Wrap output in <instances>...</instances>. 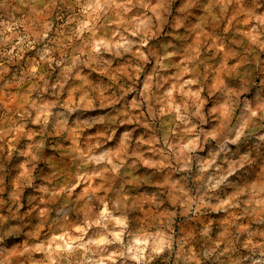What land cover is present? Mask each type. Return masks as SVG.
Masks as SVG:
<instances>
[{
    "label": "clouds",
    "instance_id": "clouds-1",
    "mask_svg": "<svg viewBox=\"0 0 264 264\" xmlns=\"http://www.w3.org/2000/svg\"><path fill=\"white\" fill-rule=\"evenodd\" d=\"M229 15L224 33L239 28L241 45L247 40V46L232 53L236 75L208 88L215 106L206 111L199 44L193 47L176 35L184 45L163 46L140 98L121 111L137 91L139 73L151 64V49L142 51L150 41L166 28L170 35L182 29L199 33V41L208 35L205 25ZM30 51L38 59L7 84H43H30L28 98L15 110L0 105V151L6 142L9 161L15 154L20 169L10 196L16 213L24 208L23 189L34 187L32 172L48 152L47 137L71 141L68 152L91 175L78 177L87 182L80 192L78 184L36 188V232L30 230L35 221L17 214L5 229L9 218L0 215V264H43L36 254L48 264H264V0H0V80ZM127 56L139 62L135 76L125 73L132 85L122 87L120 96L104 91L99 96V110L111 109L117 117L90 116L98 109L87 91L78 100L71 93L64 99L70 82L79 81L81 90L92 88L86 72L104 76ZM173 59L180 65L166 63ZM45 64L59 70L55 82L38 71ZM180 66L177 83L165 88L169 78L160 73ZM133 109L140 115H132ZM120 116L126 117L121 126L140 125L150 138L133 141L132 132L125 131L116 148L115 131L101 132L81 144L86 129L111 125ZM29 126L39 131L25 132ZM21 136L28 143L18 148ZM97 179L100 187L94 185ZM105 183L109 187L101 195ZM193 220L200 223L189 233L185 226ZM43 225L60 234L29 244Z\"/></svg>",
    "mask_w": 264,
    "mask_h": 264
},
{
    "label": "rangeland",
    "instance_id": "rangeland-1",
    "mask_svg": "<svg viewBox=\"0 0 264 264\" xmlns=\"http://www.w3.org/2000/svg\"><path fill=\"white\" fill-rule=\"evenodd\" d=\"M186 2V0H185ZM231 15L222 21L211 23L209 22L205 25V30L207 31V36H201L200 40L197 41L196 37L200 35L199 33H192L187 29H182L180 33L169 34L167 28L165 32L158 38L153 39L149 42L148 48L142 49L144 52H148L149 48L151 49L152 56L151 64L147 66L144 71L139 73V79L136 81L135 87L136 92L130 93L125 105L121 106V111L126 107H130L131 101L133 99H139V90L143 87V84L149 75H152V70L156 65V60L159 56L164 54V45H167L169 42L176 43L177 46H183L184 41H176L174 36L181 35L187 37V42L195 47L197 44L200 46L201 50V60L203 63L200 65L201 79L203 86L205 87V99H209V105H206V111L208 107L215 106L211 105V100L207 96V90L213 85L219 84L220 82H227L230 76H235L236 72L234 71L235 65L238 63L237 58L232 55V53H243V48L247 46V40H244L243 45H241L239 31L237 27L230 29L228 34L224 33V28L228 27L229 20ZM234 23V22H233ZM194 27V25H190ZM219 49H223L222 51ZM171 50V49H169ZM59 56V53H57ZM33 59H38V56L35 52H27L23 61L20 62V65H9L11 71L4 77L3 80H0V105H8L9 108L15 110L20 105L25 103V100L28 98L27 89L30 84L40 83L43 84V81L29 80L26 81L21 87H17L15 83L8 85L7 82L12 79L13 76L19 77L21 71L24 67L29 65V61ZM251 59V56L249 57ZM174 65H180L179 59H173L171 62ZM139 64L133 56H127L121 60H116L113 62L111 68L108 69L107 73L104 76H99L94 72L88 71L86 75L89 81L92 84V88L84 87L83 90L80 89L79 81L70 82V86L65 89L64 99L68 100L70 98L69 93L74 95L78 100L84 94L85 91L93 97L96 101L97 111L89 113L90 116H106V117H117L118 113L116 111L108 110H99L100 104V92L104 91L105 96H120L121 88L132 85V81L127 78L125 73H130L136 75L134 69ZM38 71L44 75L50 82H55L59 78V70L53 72L47 64L43 65ZM242 71V70H240ZM182 72V66L180 67H171L167 71L161 72L160 76L169 78L168 83L164 84V87L167 88L173 83H177L175 77ZM185 79L187 77H184ZM73 89L76 91L73 92ZM153 91H156L153 88ZM159 95V92H157ZM35 97V94H33ZM177 102H180V97L177 96ZM131 114L135 116L140 115L139 110H131ZM146 114V107H145ZM4 112L0 109V116H3ZM126 117L120 116L116 123L107 126H98L93 129H86L83 133L80 134V142L82 145L87 143V138L89 136H95L98 133H105L106 135H111L115 131V136L113 137L114 146L118 148L120 146V140L125 131H131L133 135V141L139 138H144L145 140L149 139L151 133L144 129L142 126L133 124V125H123L121 126L119 120L125 119ZM7 125H5L6 127ZM75 127V125H72ZM212 129H207L211 131ZM25 132H38L39 129L33 126L26 127ZM51 131V129L49 130ZM40 139L39 136L36 138ZM28 141L25 136H21L17 144L18 148L25 147ZM46 143L48 147V152L42 157L41 161L36 165V170L32 172L33 178V188H24L23 195L21 196V201L24 204V208L20 210L19 213H16V206L12 204L10 196L13 194V183L17 181L19 177L20 169L18 168V160L15 154L11 161L8 159V144L3 143V151H0V166L3 170H0V177L3 178V184H0V188L3 189L0 192V200L4 201L3 205L0 206V215L8 217L9 219L5 221L4 228L12 226L11 217L13 214H17L25 217L26 221H35L31 226V231L36 232V224L39 223L38 220V209L34 210L36 205L40 202V193L36 190L39 186H52L63 187L66 185H76L78 184L76 191L80 192L87 187V182H81L78 177L91 175L90 169H80L79 161L73 158V155L68 152L71 148V141L65 143L63 141L57 142V139L52 137L46 138ZM94 143V141H93ZM134 143L132 147H134ZM147 147V146H145ZM142 151L144 149H141ZM247 151H251L253 157H256V152L249 145ZM146 155H150L146 153ZM238 158V157H237ZM159 159V157H156ZM46 161V162H45ZM19 162H25L23 158ZM31 167V165H29ZM260 167H264L261 165ZM260 167L257 168V172L260 171ZM147 174V173H144ZM135 175V173H134ZM153 178H155V173H153ZM109 179H111L109 177ZM163 179V177L161 178ZM101 182L97 179L94 181L96 187H100ZM109 185L104 184V187L100 189V194L103 195L104 192L108 189ZM144 195V194H140ZM42 208L43 205H40ZM156 211V210H153ZM164 211V210H160ZM31 213V215H29ZM205 223L215 224L216 221L213 218L201 217ZM199 220H193L190 226H185V231L189 233H195ZM60 234L58 228L49 229L48 225L41 226L38 236H32L27 239L29 244L41 243V242H50L54 236ZM37 259L43 261V264H48L47 260L41 255L36 254Z\"/></svg>",
    "mask_w": 264,
    "mask_h": 264
}]
</instances>
